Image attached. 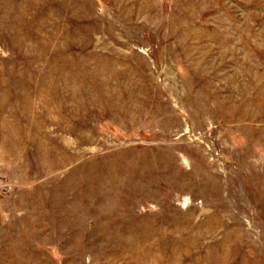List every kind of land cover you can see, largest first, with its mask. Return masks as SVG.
<instances>
[{
    "label": "rangeland",
    "instance_id": "obj_1",
    "mask_svg": "<svg viewBox=\"0 0 264 264\" xmlns=\"http://www.w3.org/2000/svg\"><path fill=\"white\" fill-rule=\"evenodd\" d=\"M0 264H264V0H0Z\"/></svg>",
    "mask_w": 264,
    "mask_h": 264
}]
</instances>
